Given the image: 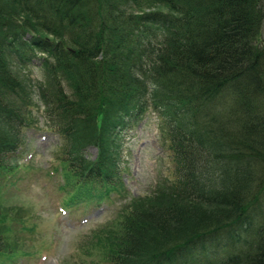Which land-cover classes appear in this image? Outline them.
I'll return each instance as SVG.
<instances>
[{
    "label": "trees",
    "instance_id": "trees-1",
    "mask_svg": "<svg viewBox=\"0 0 264 264\" xmlns=\"http://www.w3.org/2000/svg\"><path fill=\"white\" fill-rule=\"evenodd\" d=\"M35 95L73 203L118 190L147 112L164 130L171 177L103 235L102 264H264V0H0V184Z\"/></svg>",
    "mask_w": 264,
    "mask_h": 264
},
{
    "label": "rangeland",
    "instance_id": "rangeland-1",
    "mask_svg": "<svg viewBox=\"0 0 264 264\" xmlns=\"http://www.w3.org/2000/svg\"><path fill=\"white\" fill-rule=\"evenodd\" d=\"M31 74L45 78L39 66ZM34 100L36 126L24 130L15 153L19 170L0 184L2 227L14 251L9 259L0 255V264H102L103 235L115 229L135 196L148 195L158 181L171 177L174 164L162 125L149 111L124 133L117 192L100 199L78 198L73 204L59 160L60 139L48 127L43 102L36 95ZM87 154L94 158L96 148L89 147Z\"/></svg>",
    "mask_w": 264,
    "mask_h": 264
}]
</instances>
